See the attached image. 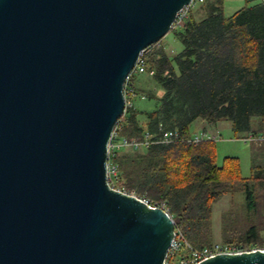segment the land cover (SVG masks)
I'll return each instance as SVG.
<instances>
[{
    "label": "water",
    "instance_id": "95a60500",
    "mask_svg": "<svg viewBox=\"0 0 264 264\" xmlns=\"http://www.w3.org/2000/svg\"><path fill=\"white\" fill-rule=\"evenodd\" d=\"M190 1L0 0V264H164L174 220L110 186L108 143L127 75Z\"/></svg>",
    "mask_w": 264,
    "mask_h": 264
},
{
    "label": "trees",
    "instance_id": "16d2710c",
    "mask_svg": "<svg viewBox=\"0 0 264 264\" xmlns=\"http://www.w3.org/2000/svg\"><path fill=\"white\" fill-rule=\"evenodd\" d=\"M170 30L182 49L171 56L161 40L145 49L144 66L153 74L142 73L147 79L138 86L131 77L132 106L118 118L114 132L116 141L140 139L146 131L157 138L162 130H176L179 139L144 150L126 146L110 151L114 173L109 182L164 206L175 229L197 248L215 243L212 204L241 191L247 218L239 224L225 214L220 243L261 247L264 227H258L256 217L264 210V141L251 142V173L242 177L237 157L217 163L215 140L194 144L181 138L191 135L196 121L202 131L228 122L235 137L264 135V0H248L229 16L223 0H202L183 27ZM134 99L152 100L154 106L138 108Z\"/></svg>",
    "mask_w": 264,
    "mask_h": 264
},
{
    "label": "built area",
    "instance_id": "2783aa9c",
    "mask_svg": "<svg viewBox=\"0 0 264 264\" xmlns=\"http://www.w3.org/2000/svg\"><path fill=\"white\" fill-rule=\"evenodd\" d=\"M202 0H191L188 5L183 6L181 8L176 16L175 20L172 24V28L177 29L183 27L185 20L188 17V13L191 10V7L195 3H200ZM143 54V53H142ZM142 54L137 59V62L132 69V71L127 75L125 82L123 84V95H124V111L127 107L132 106V97L134 96V88L131 83V77L135 74H142L144 72H148L149 75L153 74V70L147 71L144 66V61L142 58ZM143 98V96H142ZM116 135L113 130V133L111 135L110 141L108 143V157L110 154V151H113L115 149H119L121 147H133L135 149H142L147 148L152 144L155 143H171L179 139L178 132L176 130H162L161 134L156 138L152 136L149 132H144L143 136L140 139H130L127 140L125 138L116 141L115 140ZM217 137L212 136L208 133L200 132L199 134L190 135L187 138H181V140H185L188 143H198L199 141H202L204 139H213L215 140ZM244 142H254L258 143L261 141H264L263 136H253L251 134L247 135L246 137L241 138ZM114 173V168L109 166L108 163V182H109V173ZM110 184V182H109ZM111 186V184H110ZM113 187V186H112ZM114 188V187H113ZM117 189V188H115ZM120 190V189H118ZM124 191V190H121ZM126 192V191H124ZM132 195H136L133 192H127ZM137 196V195H136ZM144 202L149 204L151 207H160L163 210L167 212V210L164 208V206H157L154 204H151L148 199L144 197H140ZM252 249H262L264 250V245L261 247H251L249 249H242L234 244H223V243H214L210 246H204V247H194L188 241L183 237L181 232L179 230L174 229V237L170 243V246L167 251V255L164 261V264H195L203 259H206L208 257H211L213 255L219 254V253H233V252H240L243 250H252Z\"/></svg>",
    "mask_w": 264,
    "mask_h": 264
},
{
    "label": "rangeland",
    "instance_id": "374dc122",
    "mask_svg": "<svg viewBox=\"0 0 264 264\" xmlns=\"http://www.w3.org/2000/svg\"><path fill=\"white\" fill-rule=\"evenodd\" d=\"M246 1L248 0H223L224 14L226 16L231 15L235 10L244 6ZM258 1L259 0H249L250 4ZM199 6L200 3H195L191 7L192 12H195ZM161 42L164 49L171 56L178 53L182 48L181 43L177 40L174 32L171 30L161 39ZM134 76L136 78L135 86L139 85L140 79H147V76L144 74H135ZM133 103L138 108L154 106V102L152 100L141 102L134 99ZM198 123L199 122L196 121L190 126L191 135L199 134L201 132V127ZM227 124L229 123L221 122L217 130V133L220 136V139H215V154L217 163L221 164L225 156H235L239 160L240 175L242 177H249L252 163L249 150L251 142H244L241 138L235 137ZM213 133H216V131H213ZM262 136L264 137V135ZM140 150H144V148ZM225 214L229 216L230 220L239 224L246 220V202L243 192L234 191L224 194L220 199L212 204L211 234L213 235L215 243H220L222 217ZM256 220L259 228L264 227V210L258 213ZM262 236H264V232H262Z\"/></svg>",
    "mask_w": 264,
    "mask_h": 264
},
{
    "label": "crops",
    "instance_id": "0c3cea01",
    "mask_svg": "<svg viewBox=\"0 0 264 264\" xmlns=\"http://www.w3.org/2000/svg\"><path fill=\"white\" fill-rule=\"evenodd\" d=\"M182 49V48H181ZM139 101H145V100H139ZM219 125H220V123H218V124H216V125H212V126H208V127H210V130H212V131H209V129H206L207 131H202L201 130V132H205V133H208V134H211L212 136H216L217 138L216 139H220V136L218 135V133H217V130H218V128H219ZM215 126V127H214ZM227 126H228V124H227ZM213 131H216V133H213Z\"/></svg>",
    "mask_w": 264,
    "mask_h": 264
}]
</instances>
